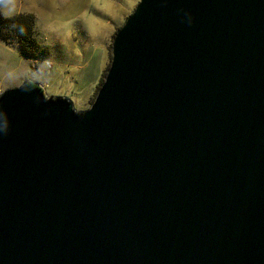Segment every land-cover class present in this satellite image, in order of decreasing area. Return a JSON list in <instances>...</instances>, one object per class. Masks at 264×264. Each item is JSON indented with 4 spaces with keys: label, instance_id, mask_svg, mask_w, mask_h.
Wrapping results in <instances>:
<instances>
[{
    "label": "water",
    "instance_id": "95a60500",
    "mask_svg": "<svg viewBox=\"0 0 264 264\" xmlns=\"http://www.w3.org/2000/svg\"><path fill=\"white\" fill-rule=\"evenodd\" d=\"M0 264H264V0H138L86 109L3 89Z\"/></svg>",
    "mask_w": 264,
    "mask_h": 264
},
{
    "label": "rangeland",
    "instance_id": "374dc122",
    "mask_svg": "<svg viewBox=\"0 0 264 264\" xmlns=\"http://www.w3.org/2000/svg\"><path fill=\"white\" fill-rule=\"evenodd\" d=\"M138 0H0V16L31 13L32 54L21 53L8 29L0 36V92L33 79L49 96L86 109L104 79L117 28Z\"/></svg>",
    "mask_w": 264,
    "mask_h": 264
},
{
    "label": "trees",
    "instance_id": "16d2710c",
    "mask_svg": "<svg viewBox=\"0 0 264 264\" xmlns=\"http://www.w3.org/2000/svg\"><path fill=\"white\" fill-rule=\"evenodd\" d=\"M34 16L31 13L17 12L0 16V36L6 37L7 30L12 32L21 53L32 54Z\"/></svg>",
    "mask_w": 264,
    "mask_h": 264
}]
</instances>
